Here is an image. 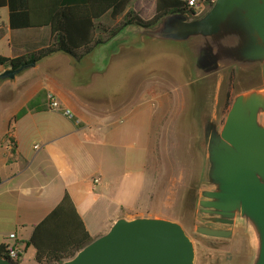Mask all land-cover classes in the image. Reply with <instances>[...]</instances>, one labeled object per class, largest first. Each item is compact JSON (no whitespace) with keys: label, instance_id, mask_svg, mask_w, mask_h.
Wrapping results in <instances>:
<instances>
[{"label":"crops","instance_id":"obj_1","mask_svg":"<svg viewBox=\"0 0 264 264\" xmlns=\"http://www.w3.org/2000/svg\"><path fill=\"white\" fill-rule=\"evenodd\" d=\"M130 8L147 21L155 0H132ZM105 17L100 23L111 24ZM125 31L118 37L136 32ZM49 37L48 28L11 30L8 9H0V57L38 51ZM120 38L97 48L86 68L56 54L0 79V246H16L20 264H36L28 244L33 228L65 195L93 238L118 218H160L164 199H173L164 197L171 165L163 155L166 140L157 112L163 99L148 100V82L132 81L118 62L119 54L136 51ZM6 70L0 67V75ZM41 92L73 120L48 109L37 97ZM32 101L36 110L20 116Z\"/></svg>","mask_w":264,"mask_h":264},{"label":"water","instance_id":"obj_2","mask_svg":"<svg viewBox=\"0 0 264 264\" xmlns=\"http://www.w3.org/2000/svg\"><path fill=\"white\" fill-rule=\"evenodd\" d=\"M137 43L183 44L194 88L193 122L201 159L196 202L198 235L227 240L237 222L252 231L254 257L264 264V0H214L200 18L170 14L135 28ZM35 64L8 67L13 78ZM258 72L261 84L234 97L221 123L216 109L223 79L232 71ZM193 79V80H192ZM192 240L176 222L118 218L109 230L61 264H194ZM0 264H13L0 257Z\"/></svg>","mask_w":264,"mask_h":264},{"label":"rangeland","instance_id":"obj_3","mask_svg":"<svg viewBox=\"0 0 264 264\" xmlns=\"http://www.w3.org/2000/svg\"><path fill=\"white\" fill-rule=\"evenodd\" d=\"M102 21L108 22L109 18L106 16ZM120 37L128 42L139 40L136 32H129L112 40V45L120 41ZM137 46L136 51L117 57L118 62L125 64L132 81L136 79L142 82L145 79L148 82V100L153 96L163 99V105L157 112L162 117L166 140L163 155L171 165L164 197L171 196L177 201L164 199L160 218L178 223L192 240L195 248L194 264H251L254 257L252 231L245 222H237L232 238L227 240L207 238L195 232L200 224L196 202L200 199V190L205 186L198 184L201 159L195 145L197 136L192 119L195 96L190 67L183 54L185 47L176 42L151 40L138 42ZM91 59L88 57L79 63L86 68L90 66ZM127 77L125 73L124 79ZM260 84L258 72L242 75L232 70L218 90L216 109L221 123L230 108L225 111V103L229 101L231 104L235 96ZM150 106L148 103V108ZM167 178L164 175L165 181Z\"/></svg>","mask_w":264,"mask_h":264},{"label":"trees","instance_id":"obj_4","mask_svg":"<svg viewBox=\"0 0 264 264\" xmlns=\"http://www.w3.org/2000/svg\"><path fill=\"white\" fill-rule=\"evenodd\" d=\"M132 0H0V9L9 12L11 30L48 28L50 37L46 47L13 59L0 57V67L16 70L26 64L38 62L56 54L68 55L74 62L91 56L94 51L118 37L128 28H149L170 14L202 17L214 0H197L202 11L197 14L188 0H155V12L150 20H143L130 8ZM108 16L111 24L100 20ZM47 104L48 96L41 92ZM231 106L225 103V111ZM36 110L30 102L20 116ZM91 237L78 215L71 199L65 195L55 209L34 226L28 244L34 249L36 264H61L91 243ZM0 257L20 264L8 256V247L0 246Z\"/></svg>","mask_w":264,"mask_h":264},{"label":"built area","instance_id":"obj_5","mask_svg":"<svg viewBox=\"0 0 264 264\" xmlns=\"http://www.w3.org/2000/svg\"><path fill=\"white\" fill-rule=\"evenodd\" d=\"M188 5L191 7H194L196 9L197 14H199L202 11V7L197 5V0H188ZM47 107L50 110H54L57 112H60L62 115H64L66 118L73 120L74 116L73 114L66 109L61 108L60 104L55 101L52 97H48L47 101ZM98 179L94 180V183H97ZM10 238H14V235H10ZM21 255V251L16 246L8 247V256L11 259H16L18 256Z\"/></svg>","mask_w":264,"mask_h":264},{"label":"flooded vegetation","instance_id":"obj_6","mask_svg":"<svg viewBox=\"0 0 264 264\" xmlns=\"http://www.w3.org/2000/svg\"><path fill=\"white\" fill-rule=\"evenodd\" d=\"M126 32V31H125ZM125 40V39H124ZM126 41V40H125Z\"/></svg>","mask_w":264,"mask_h":264}]
</instances>
